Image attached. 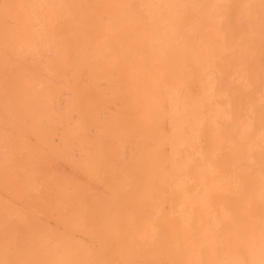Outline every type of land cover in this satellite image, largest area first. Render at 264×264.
Returning <instances> with one entry per match:
<instances>
[{
	"label": "bare ground",
	"instance_id": "6f19581e",
	"mask_svg": "<svg viewBox=\"0 0 264 264\" xmlns=\"http://www.w3.org/2000/svg\"><path fill=\"white\" fill-rule=\"evenodd\" d=\"M0 264H264V0H0Z\"/></svg>",
	"mask_w": 264,
	"mask_h": 264
}]
</instances>
